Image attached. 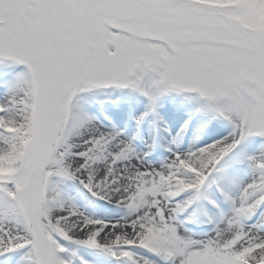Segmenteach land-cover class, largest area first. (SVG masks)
<instances>
[{
    "label": "snow or ice",
    "instance_id": "6c2138e0",
    "mask_svg": "<svg viewBox=\"0 0 264 264\" xmlns=\"http://www.w3.org/2000/svg\"><path fill=\"white\" fill-rule=\"evenodd\" d=\"M0 264H264V0H0Z\"/></svg>",
    "mask_w": 264,
    "mask_h": 264
}]
</instances>
